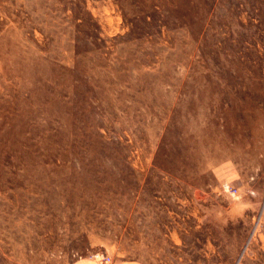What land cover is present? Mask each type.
I'll return each instance as SVG.
<instances>
[{
	"label": "rangeland",
	"instance_id": "374dc122",
	"mask_svg": "<svg viewBox=\"0 0 264 264\" xmlns=\"http://www.w3.org/2000/svg\"><path fill=\"white\" fill-rule=\"evenodd\" d=\"M264 264V0H0V264Z\"/></svg>",
	"mask_w": 264,
	"mask_h": 264
},
{
	"label": "crops",
	"instance_id": "0c3cea01",
	"mask_svg": "<svg viewBox=\"0 0 264 264\" xmlns=\"http://www.w3.org/2000/svg\"><path fill=\"white\" fill-rule=\"evenodd\" d=\"M74 264H122V263H108V262H105V261H97L95 258L93 257H89V258H86L85 260H79L78 262H75Z\"/></svg>",
	"mask_w": 264,
	"mask_h": 264
},
{
	"label": "built area",
	"instance_id": "2783aa9c",
	"mask_svg": "<svg viewBox=\"0 0 264 264\" xmlns=\"http://www.w3.org/2000/svg\"><path fill=\"white\" fill-rule=\"evenodd\" d=\"M93 258H95L97 261H105L110 263L111 262V258L108 255H105L104 253L101 254H96L95 256H93Z\"/></svg>",
	"mask_w": 264,
	"mask_h": 264
}]
</instances>
